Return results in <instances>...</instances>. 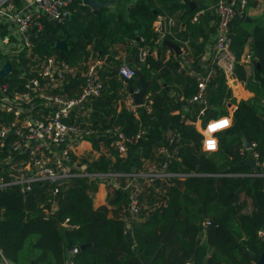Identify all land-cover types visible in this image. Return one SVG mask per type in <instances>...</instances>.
<instances>
[{"label":"trees","instance_id":"trees-1","mask_svg":"<svg viewBox=\"0 0 264 264\" xmlns=\"http://www.w3.org/2000/svg\"><path fill=\"white\" fill-rule=\"evenodd\" d=\"M113 1L116 9H100L93 14L80 0H74L72 14L63 25L53 26L42 19L43 32L32 38L30 58L26 57L25 50L17 59L0 53V58H8L3 64L10 63L12 69L6 78L0 77V83L7 84L10 90L21 86L22 80L18 79L21 69L28 72L31 66V73L36 74L47 57L53 56L75 68V74L52 91L69 100L79 97L89 61L109 56L113 45L133 44L132 55H139V50L147 47L149 54L137 64V69L145 81L152 78L146 103L133 111L122 101L129 90L139 87L137 76L130 81L121 79L119 68L114 67V64L119 67V61L110 58V68L103 66L97 70L102 85L100 95L73 107L64 122L90 128L94 132L88 139L92 148L99 150L102 145L107 154L101 153L94 161L87 160L86 171L91 177H73L59 185L56 194L52 193L53 186L44 182L32 184L26 194L18 186L0 191V264L4 260L19 264L23 259L27 264L29 260L33 264H66L73 247L78 248L72 257L75 264H143L144 260L150 264H188L191 258V264L257 262L264 251V244L257 236L264 226V178L251 176L254 171L246 162L248 151L243 150L242 139L249 144L256 143L250 152L258 155V163L264 161V104L261 102L264 99V26L247 32L242 27L244 12L237 14L230 25L231 51L236 60L233 73L240 80L246 75L238 61L248 40L254 39L253 55L260 68L254 70L252 82L258 98L238 103L232 127L217 135L219 151L208 155L201 151L202 135L185 123V120L197 119L199 105L191 104L192 113L184 117L171 115L181 107L169 96L171 80L182 87L186 103L196 94L197 82L196 76L177 73L176 60H165L164 52L168 49L158 46L159 33L152 27L160 14L154 1L135 0L130 7H127L129 0ZM192 17L190 14L182 19L185 31L178 36L190 40L195 51L194 64L199 66L203 46H196L192 40L202 36L203 25H190ZM165 39L172 40L168 35ZM57 40L65 42L64 51L55 47ZM154 50L156 58L151 55ZM230 99L231 90L223 74L216 71L204 92L206 109L200 116L203 125L223 115L218 109L226 107ZM119 102L122 103L120 110L116 106ZM9 119L11 116L6 117ZM117 127L126 137L134 136L138 129L144 132L137 143L128 147L125 158H120L111 146L113 130ZM169 136H173L172 142ZM173 142L176 147L170 157L159 155L160 147L168 150ZM72 160L75 162V157ZM154 161H169L167 171L175 177L155 180L146 186L137 199L138 211L132 214L127 193L112 181L121 184L123 177L109 175L136 173ZM78 170L74 168L73 172ZM102 180L108 182L106 205L94 209L92 197ZM242 196L251 200V212L240 215L236 225L230 224L228 209ZM66 219L71 229L63 227ZM205 221L210 225L204 227ZM127 229L131 230L133 247L126 238ZM85 244L89 246L81 249Z\"/></svg>","mask_w":264,"mask_h":264},{"label":"built area","instance_id":"built-area-1","mask_svg":"<svg viewBox=\"0 0 264 264\" xmlns=\"http://www.w3.org/2000/svg\"><path fill=\"white\" fill-rule=\"evenodd\" d=\"M19 2L22 8H17L15 0H0V18L15 27L14 44L11 45L8 41L4 43L7 46L4 56L10 59H17L24 50L27 51L26 57L30 58L32 38L43 32L42 19L48 22L54 21L56 26L63 25L71 16L70 7L73 0H19ZM245 5L246 0H240V8H244ZM215 11L218 22L211 69L204 76L196 77L197 92L189 100L190 103L199 105L198 117L205 111L204 92L210 78L216 71H220L225 79H230L236 64L231 51L230 25L238 12L234 6L222 0L216 3ZM168 26L173 27V22L169 21ZM153 29L159 33L160 23ZM167 33L173 35L170 31ZM146 55V49L141 48L139 50L141 63ZM185 56L188 61V54L186 53ZM242 62L252 66V53L246 54ZM28 68H30L28 72L24 69L20 70L18 76V79L22 80L20 87L10 90L7 84L0 83V191L10 186H18L20 192L26 194L30 191L32 184L44 182L52 185V193L56 194L61 184L55 185V182L64 180L62 184H65L73 177L92 176L81 168H78L79 172H73L71 165H73L72 153L76 145L89 139L94 132L86 126L66 124L64 120L67 119L73 107L80 106L89 98L98 97L102 85L95 77L94 67H89L85 74V85L79 97L69 100L52 94V91L59 88L67 78L72 77L75 74V68L57 61L53 56L42 60L36 74L31 73V66ZM177 70L189 76L193 75L191 67L185 61H178ZM118 76L125 81H130L135 78L136 70L128 64H122L118 69ZM134 92L137 93L138 88ZM127 101L129 105H133L129 93ZM262 103L264 104V101ZM7 116H11V119L6 120ZM208 122L205 124L206 127ZM106 132L111 133L109 130ZM113 135L115 139L112 146L118 154L126 155L128 147L137 143L143 131L138 129L134 136L126 137L117 127L113 130ZM203 139L202 135V141ZM255 147L256 143H251L247 150L252 151ZM243 150L246 149L243 148ZM158 152L167 154L163 148ZM252 154L257 159L258 155L255 152ZM168 163L169 161H166L160 167L151 164L146 171L138 173L109 175L112 178H124L123 183L115 182V185L128 193L129 211L132 214L138 211L137 199L141 193V189L134 181L141 180L150 185L155 180L171 177L173 174L167 172ZM255 176L264 178V174ZM62 225L67 227L68 219ZM208 225H210L209 221L203 222L204 227ZM257 236L264 244V226L257 232ZM77 252V247L69 251L67 264H75L72 257Z\"/></svg>","mask_w":264,"mask_h":264},{"label":"crops","instance_id":"crops-1","mask_svg":"<svg viewBox=\"0 0 264 264\" xmlns=\"http://www.w3.org/2000/svg\"><path fill=\"white\" fill-rule=\"evenodd\" d=\"M106 1H113V0H106ZM129 1H131V2L127 4V7L132 6L133 2L135 0H129ZM153 1L155 3V7L157 8V10L159 11L160 14H159L158 18L156 19V21L153 23L152 27L154 28L158 23H160L158 46L164 45L165 47H167L168 50H166L164 52L165 60H169L170 58H172L173 60H176L177 63H178V61L179 62L185 61L191 67L192 72H193V75H190V77H194V76L202 77V76H204L206 74V72L208 71V68L212 64V61H213L214 44H215V39H216V25L218 22V17H217L216 11H215V5L219 0H196V1H192V0H153ZM222 1L226 2L227 4L234 6V8L238 12L237 13L238 15H239V13L244 12L243 14L245 16V18H244L245 25L243 24L242 27L247 32L252 33V31L255 27L264 26V0H246V5L244 6V8H240V0H222ZM188 2H193L194 7L193 8L189 7ZM72 4H73V2H72ZM81 4H82V1H81ZM16 6H17V8H22V5L20 4L19 1H18V3L16 2ZM238 6H239V8H237ZM107 8L116 9L117 5L113 1L112 5H110ZM70 11L72 14L71 7H70ZM190 14H193L192 20L189 22L190 25H194L193 23H196V24L200 23L203 25L201 27L202 31H203L202 36L196 37L194 39V41L192 40V43L195 44L196 46H200V45L203 46V52L201 53V56L198 59L199 66H196L194 64L195 60L193 59V54L195 51H194L193 46L191 45L190 40L189 39L183 40V37L178 36V35H180V33L182 31H185V27H184L185 24L182 22V19L185 18V16H189ZM124 19L128 20L127 17H125ZM169 21L173 22V27H171V28H169V26H168ZM168 31L172 32L173 35H170L169 33H167ZM165 35L170 36L172 38V40L169 41V40L165 39ZM15 39H16L15 27L13 25L9 24L8 22H6L4 19L0 18V44L7 47L6 44H4V43L8 41L12 45V44H14ZM253 40H254L253 37L248 40V42L246 43V45L243 49V52L240 56V59L238 61V63L245 70L246 78L244 80H240L233 73V76L230 79H225L226 86L231 90V99L229 102L226 103V107H224L223 109L222 108L218 109V111H220V110L223 111L224 114L219 115L218 117L212 118L210 120L218 119L221 116H228L232 119L233 113L236 110L239 102H241V101H257L258 90H257L255 84L252 82L254 70L257 69V68H255L256 63H258L256 61L254 55H253V50H252ZM164 42H170V43H173L176 46H178L179 50H180V54H177L174 50H172L167 45H165ZM133 47H134V45L131 43H128V42L125 44L113 45L110 48V55L109 56L105 55L103 58L91 59L89 61L88 67H94L95 77L97 78V80H98L97 70L99 68H101L103 66L107 67V68L111 67V61H108L109 58L112 60L114 59L115 61H119V63H120L119 67L122 64H128L130 67H132L136 71H138L137 64L140 62V58H139V55H132L130 53V50ZM144 48L146 49L147 54H149L148 48L147 47H144ZM249 52L252 53V59H253L252 66L253 67L250 65L244 64L242 62L243 57L246 54H248ZM186 53L188 54V59H189L188 61L186 60V56H185ZM156 54H157L156 50H154L151 53L153 58H156ZM114 67L119 68L118 65H116V64H114ZM259 68H260V66H259ZM177 73H182V72L177 70ZM184 75H186V74H184ZM187 76H189V75H187ZM169 87H170L169 96L171 97V99L174 102L177 101L181 104L180 110L172 111L171 115L181 114V117H184L187 114L192 113L193 110H192V108L190 109V105L194 104V103H190L189 101L186 103V100L183 98L184 96H183L182 87L174 84L173 80H171ZM147 97H148V95L146 94L144 104L146 103ZM262 101H264V99H261V102ZM122 102L125 105V107H127L133 111H135L137 108L134 105H132V106L129 105L127 98H125ZM183 103H185V104H183ZM116 106H117V109L120 110L122 107V103L121 102L116 103ZM147 108H149V107H147ZM147 111L149 112L150 108H149V110L147 109ZM197 113H198V111H197ZM210 120H208V121H210ZM185 123L191 125L194 128V130H196L199 133H202V129H204L206 127V125H203L200 117H197V119L194 120L193 122H191L189 120H185ZM218 134L219 133H217V135ZM113 137L115 139V136H113ZM172 138H173V136H169L170 142L173 141ZM242 142H243V139H242ZM173 143L176 144V142H173ZM111 146H112V144H111ZM161 148H163L167 151V154H166L167 157H170L172 155V154L171 155L168 154V150L170 148L167 150L164 147H160L159 149H161ZM115 151H116V149H115ZM246 151H248V150H246ZM104 152L106 153V151L102 145H100L99 150H94L92 148L90 141H88V139L81 141L80 143H78L76 145V148H74L73 153H72V157H75V159H76L75 162L72 160V162H73V165H71L72 171L74 168H77V169L81 168L83 171H86V169H84V168L87 167V165H86L87 160L94 161L95 159H97L101 155V153H104ZM202 153H204V152H202ZM88 154L93 156V160H90V159L85 157ZM204 154H206V153H204ZM117 155L120 158H125L127 153H126V155H120L117 152ZM159 155H162V154L159 153ZM208 155H213V154H208ZM246 162L251 166L252 170L254 171V173L251 176H255L258 174H264V161H262L261 163H258L257 159H255L253 157V154L250 151H248V153H247ZM151 164L160 167V165L163 164V162L157 163L154 161ZM151 164L145 165V167L143 169L138 170V172L146 171ZM79 165H81V166H79ZM138 172H136V173H138ZM173 175H175V174H173ZM173 175L171 177H175ZM112 181H113V184H115V180L113 179ZM122 181H124V178H122ZM134 183L136 184V186L139 189H141V193L146 188V186H148L147 184H145L144 182H142L140 180H136V181H134ZM107 185H108V182L106 183V181H103L102 184L98 185L97 192L92 197V206L94 209H97L101 206L106 205ZM127 197H128V193H127ZM243 199H247V197L242 196L240 201L237 204H239ZM249 201H250V209H249V212L246 214H249L251 212V209H252L251 200L249 199ZM237 204H235V205H237ZM111 215H112V213L110 212L109 216H111ZM135 221L137 223H139L141 220H135ZM230 224H232V223H230ZM235 225H236V222H235ZM65 228L71 229L69 226H67ZM236 228H237V226H236ZM125 234H126V238L129 242V244L133 247V238H132L131 230L127 229L125 231ZM243 237L245 238V236H243ZM68 261H69V258L67 259V262ZM30 263H32L31 260H29V264ZM2 264H15V263L4 260ZM143 264H150V263L148 262V260H144Z\"/></svg>","mask_w":264,"mask_h":264},{"label":"water","instance_id":"water-1","mask_svg":"<svg viewBox=\"0 0 264 264\" xmlns=\"http://www.w3.org/2000/svg\"><path fill=\"white\" fill-rule=\"evenodd\" d=\"M81 1H82L83 6L88 7L93 14H97V12L100 9H105L109 7L110 5H112L113 3V1H106V0H81ZM188 5L191 8L194 7L193 2H188ZM49 23L53 26H56V23L54 21H49ZM164 44L167 45L172 50H174L177 54H180L179 47L176 46L175 44L170 43V42H164ZM55 47L61 51H64L66 49L65 42L62 40H57L55 43ZM256 68L259 69L258 63H256ZM10 72H11L10 63H4L2 66H0V77L1 78H6ZM136 76H137L136 81L139 84L138 92L135 93L133 90H129L128 93L132 97L133 105L135 107H140V106H143L145 102V96L147 94V90L149 86L152 84V79L149 81H145L143 75L139 71H136ZM175 146H176L175 143L171 145L170 149L168 150L169 155L172 154ZM242 146L246 150L249 149V143L247 142L245 138H243ZM62 183H64V180L55 182V185L62 184ZM162 242H164V238ZM87 246H89V244H85L81 246V249H84ZM191 263H192V258L188 261V264H191ZM30 264H33V263H30ZM257 264H264V251L259 256L257 260Z\"/></svg>","mask_w":264,"mask_h":264},{"label":"clouds","instance_id":"clouds-1","mask_svg":"<svg viewBox=\"0 0 264 264\" xmlns=\"http://www.w3.org/2000/svg\"><path fill=\"white\" fill-rule=\"evenodd\" d=\"M233 120L228 116H221L218 119L210 120L205 129L202 130L204 137L202 141V151L206 154H214L219 151L220 143L217 133H222L230 129Z\"/></svg>","mask_w":264,"mask_h":264},{"label":"rangeland","instance_id":"rangeland-1","mask_svg":"<svg viewBox=\"0 0 264 264\" xmlns=\"http://www.w3.org/2000/svg\"><path fill=\"white\" fill-rule=\"evenodd\" d=\"M5 51H6V47L3 46L2 44H0V52L2 54H5ZM8 58L7 57H1L0 58V65L3 64V62L5 60H7ZM13 69L15 70L16 69V66L14 65L13 63ZM89 70V69H88ZM14 76V75H12ZM86 158L90 159V160H93V156H91L90 154L86 155L85 156ZM86 160V159H85ZM215 160L218 161V158L215 157ZM84 168V167H83ZM86 169V168H84ZM105 181V180H102L100 184H102V182ZM108 189V188H107ZM108 193V192H107ZM249 209H250V201L249 199H243L239 204L237 205H234V206H231L229 209H228V212H229V215H230V223L234 224L235 222H237V220L239 219V216L242 215V214H246L249 212ZM19 264H27L26 260H21V262Z\"/></svg>","mask_w":264,"mask_h":264}]
</instances>
